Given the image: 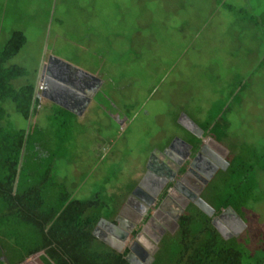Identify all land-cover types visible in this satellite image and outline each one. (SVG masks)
<instances>
[{
    "label": "rangeland",
    "instance_id": "obj_1",
    "mask_svg": "<svg viewBox=\"0 0 264 264\" xmlns=\"http://www.w3.org/2000/svg\"><path fill=\"white\" fill-rule=\"evenodd\" d=\"M15 29L27 37L10 61L27 68L21 83L37 81L51 55L103 81L83 116L40 99L33 121L53 131L68 123L54 134L57 180L81 199L126 193L151 148L178 134L174 122L187 114L232 153L223 196L234 203L251 187L242 205L249 225L232 241L244 261L264 258V0H0V44ZM6 109L25 126L13 103ZM115 111L132 121L125 130ZM244 146L252 152L235 154Z\"/></svg>",
    "mask_w": 264,
    "mask_h": 264
},
{
    "label": "trees",
    "instance_id": "obj_2",
    "mask_svg": "<svg viewBox=\"0 0 264 264\" xmlns=\"http://www.w3.org/2000/svg\"><path fill=\"white\" fill-rule=\"evenodd\" d=\"M224 5L235 10L227 3ZM248 17L259 26L254 15ZM26 42L24 31L15 29L0 44V252L9 264H21L37 253L42 264H130L126 259L128 249L120 252L110 247L96 235L95 228L102 219H114L134 185L127 188L126 193L120 189L112 194L104 189V195L95 192L89 198H77L74 190L56 178V161L63 156L58 153L60 147L54 134L59 135L68 123L63 122L60 128L53 131L32 120L26 132L31 109L34 118L43 107L41 97L34 100L36 80L27 79L21 83L19 78L29 75L27 68L10 63ZM8 101L24 118L25 126L14 125L6 109ZM245 148L241 147L235 154L245 156L252 152ZM242 167L243 163H238L239 171ZM228 170L222 173L217 184L210 186L207 198L218 209L231 206L243 215L242 205L252 189L247 187L238 193L240 199L234 203L239 207H236L231 199L223 196L227 186L233 183L232 174H235L234 169ZM243 170L248 171L242 169L241 174ZM118 196L120 199L117 202ZM241 250L233 246L232 239L226 240L216 232L209 217L195 210L182 217L178 232L163 239L151 264L264 262L262 256L250 260L253 255H247L250 259L244 261Z\"/></svg>",
    "mask_w": 264,
    "mask_h": 264
},
{
    "label": "flooded vegetation",
    "instance_id": "obj_3",
    "mask_svg": "<svg viewBox=\"0 0 264 264\" xmlns=\"http://www.w3.org/2000/svg\"><path fill=\"white\" fill-rule=\"evenodd\" d=\"M47 61H43L40 65L39 78L43 77L41 71ZM93 76L95 77H85L81 82L78 79L74 81L73 85L76 88L74 90L78 94L67 97L69 105L75 104L81 107L84 104L81 95L90 98L89 103L95 100L103 86V81L97 75ZM115 112L118 120L123 122L124 130L132 124L128 116L120 111ZM192 119L195 121L194 118ZM195 122L201 128L199 131L196 130V134L200 137L190 134L178 123V120H175L176 130L183 132L185 138L179 141V132L170 134L161 145L156 143L148 154L150 157L145 162L141 177L126 196L114 219H102L95 228L99 238L111 241L117 251L128 249L127 254L130 252L132 259L142 264L150 263L152 256L155 258L163 239L178 232L182 217L192 211H202L210 218V223L216 232L226 240L241 237L249 225L238 213L247 225L242 229V223L232 215L227 206L218 209L207 198L211 185L217 184L222 173L230 168L232 153L224 143L214 135L206 134V130L197 121ZM184 141L193 144L191 151ZM112 147L114 146L108 144L107 149L103 148L107 151V155ZM189 155L191 158L187 161ZM200 198L211 206L210 208L206 206L205 209L212 215L206 214L197 205ZM120 211L122 216H119ZM117 217H120V220H117ZM37 259L28 263L25 260L21 264H42L39 255ZM0 264H9L2 252H0Z\"/></svg>",
    "mask_w": 264,
    "mask_h": 264
},
{
    "label": "water",
    "instance_id": "obj_4",
    "mask_svg": "<svg viewBox=\"0 0 264 264\" xmlns=\"http://www.w3.org/2000/svg\"><path fill=\"white\" fill-rule=\"evenodd\" d=\"M43 64V62H42ZM44 69L41 71L43 74V77L38 78L35 85V96L34 100L37 97H44L47 100L64 107L68 109L69 111H72L76 114H82L87 107V105L90 102V98H85L84 95H81L82 99L84 98V104L81 107H77L74 105H69L67 103V97L70 95L75 94V86L74 81L81 82V80L85 77H95L91 73L86 72L84 70L78 69L76 67L71 66L70 64L64 62L60 58L51 55L47 61V63H44ZM43 67V66H42ZM41 74V75H42ZM38 77H40V73L38 74ZM74 78V79H73ZM83 90V89H82ZM78 94V93H76ZM79 96V95H78ZM33 119V108L31 109L30 116L27 121V133L30 128V124ZM132 122V121H131ZM178 123L186 129L190 134L197 135L196 130H201L200 126L187 114H181V116L178 118ZM122 128H124L123 122H121ZM26 133V135H27ZM197 137H200L197 135ZM214 143L220 145L215 139L209 137ZM180 141V138H178ZM188 146L189 150L193 148V144L189 143L187 141H184ZM25 150V144L22 151V157ZM21 157V162H22ZM191 156L189 155V158L186 159L187 161L190 160ZM20 162V165H21ZM189 167H192V163H189ZM177 172H180V166L178 167ZM146 178V177H145ZM197 205L208 215H212V213H208L205 207H211L207 202H205L202 198L199 199L197 202ZM232 215L239 220L242 223V229L246 228V222L241 218V216L238 214V212L231 206L228 207ZM119 216H122V211L119 212ZM117 220H120V217H117ZM103 240L106 244H108L110 247L117 249L116 246L109 240H106L104 238H100ZM131 249V248H129ZM118 251H121V249H118ZM126 259L129 261L130 264H142L138 260L132 259V254L129 252L126 255ZM144 260V259H143ZM154 260V256H152L151 262L148 264H151Z\"/></svg>",
    "mask_w": 264,
    "mask_h": 264
},
{
    "label": "crops",
    "instance_id": "obj_5",
    "mask_svg": "<svg viewBox=\"0 0 264 264\" xmlns=\"http://www.w3.org/2000/svg\"><path fill=\"white\" fill-rule=\"evenodd\" d=\"M87 106H88V105H87ZM86 110H87V107L85 108L84 112H83L82 114H80V116H83V115L85 114ZM73 113H74V112H73Z\"/></svg>",
    "mask_w": 264,
    "mask_h": 264
}]
</instances>
